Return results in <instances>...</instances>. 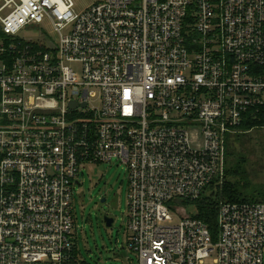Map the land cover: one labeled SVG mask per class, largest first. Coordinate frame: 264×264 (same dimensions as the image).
Returning a JSON list of instances; mask_svg holds the SVG:
<instances>
[{
  "label": "built area",
  "instance_id": "obj_1",
  "mask_svg": "<svg viewBox=\"0 0 264 264\" xmlns=\"http://www.w3.org/2000/svg\"><path fill=\"white\" fill-rule=\"evenodd\" d=\"M75 6L0 0V264H89L75 186L113 159L137 264H264V202L221 201L216 237L180 212L225 182L228 135L264 120V0ZM44 22L55 46L17 36Z\"/></svg>",
  "mask_w": 264,
  "mask_h": 264
},
{
  "label": "rangeland",
  "instance_id": "obj_2",
  "mask_svg": "<svg viewBox=\"0 0 264 264\" xmlns=\"http://www.w3.org/2000/svg\"><path fill=\"white\" fill-rule=\"evenodd\" d=\"M101 1L104 0H74L75 10L81 13ZM17 36L26 40H42L53 46L59 40L50 22L25 28ZM70 65L80 70L78 63ZM257 121L252 127H242L228 135L225 182L230 180L239 184L242 193L240 199L247 196V201L264 202V120ZM224 183L218 190L214 189L212 194L217 195L216 191L219 193ZM103 198L106 199L105 206ZM195 205L180 208L181 214H196L197 202ZM108 206L115 218L111 227L106 225L102 214V210L105 211ZM128 210L129 177L123 162L113 159L111 162H94L82 166L79 183L75 186L73 211L75 239L83 261L89 264H137V254L129 246L131 231L127 225ZM173 218L174 223L181 221L178 213H173ZM215 260L216 256L212 255L206 258L204 264H218Z\"/></svg>",
  "mask_w": 264,
  "mask_h": 264
},
{
  "label": "trees",
  "instance_id": "obj_3",
  "mask_svg": "<svg viewBox=\"0 0 264 264\" xmlns=\"http://www.w3.org/2000/svg\"><path fill=\"white\" fill-rule=\"evenodd\" d=\"M255 124L256 123L253 122V118L250 117L247 119L244 128L252 127ZM225 183L223 189L220 188L219 193L218 191H216L217 195L212 194L211 196H205L197 201L198 204L197 216L203 219L204 221H206L210 225L214 237H216V233H217V216H218L220 201L221 200L247 201L246 199L247 196L243 199H240L242 193L241 191H239L240 186L237 182L232 183L230 180H227ZM219 187H221V185L216 186L214 189L218 190Z\"/></svg>",
  "mask_w": 264,
  "mask_h": 264
},
{
  "label": "water",
  "instance_id": "obj_4",
  "mask_svg": "<svg viewBox=\"0 0 264 264\" xmlns=\"http://www.w3.org/2000/svg\"><path fill=\"white\" fill-rule=\"evenodd\" d=\"M71 106L72 107H76L77 106V103L76 102H72L71 103ZM84 106H86V104H84ZM105 198L102 199V202H105ZM104 218V221L106 223L107 226L111 227L113 226L114 222H115V218L114 217H111V216H108V215H105L103 216Z\"/></svg>",
  "mask_w": 264,
  "mask_h": 264
},
{
  "label": "flooded vegetation",
  "instance_id": "obj_5",
  "mask_svg": "<svg viewBox=\"0 0 264 264\" xmlns=\"http://www.w3.org/2000/svg\"><path fill=\"white\" fill-rule=\"evenodd\" d=\"M103 203V205L105 206L106 204V200H105V202H102ZM105 208V207H104ZM102 214H103V216H105V215H108V216H111V217H113L111 214H110V206H108L107 207V209H105V211H103L102 210Z\"/></svg>",
  "mask_w": 264,
  "mask_h": 264
}]
</instances>
